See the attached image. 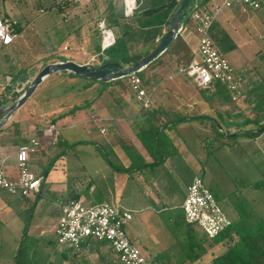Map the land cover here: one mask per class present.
<instances>
[{
	"label": "rangeland",
	"instance_id": "obj_1",
	"mask_svg": "<svg viewBox=\"0 0 264 264\" xmlns=\"http://www.w3.org/2000/svg\"><path fill=\"white\" fill-rule=\"evenodd\" d=\"M142 1L144 0H137V4H142ZM148 1L145 0L143 5H151V3L148 4ZM154 1L156 5L161 4L165 0ZM2 2L6 3L11 10L10 20L18 21L22 29V36L16 39L8 48L0 50V101L3 98H11L14 93L21 94L27 82L42 68V66L37 65L40 61L44 62L64 57L88 65H99L104 60V55L108 53L107 50L103 55L102 46L100 45V30L97 28L95 29L97 36L95 37L92 33L90 45L88 39H85L80 32L76 33L77 38H75L76 35L74 33L71 36H67L55 31L63 30L64 32L67 23L70 22L69 20H73L74 15L79 16V13H72L75 7L74 1L69 0L72 5H66L68 13L65 16H63L64 12L59 11V8L56 7L57 0H42L43 4L41 6L36 0H0V7L3 5ZM106 2L107 0H99L100 11H104ZM42 7L43 9H41ZM87 10L90 11L91 9ZM237 12L242 20L239 23L235 20L234 23L239 24L240 30L229 31L237 40L238 46L234 43L235 48L227 52L226 56L236 69L247 67L249 84L243 88L244 94L256 82L258 85L260 83L264 85V80L260 79V76L264 77V7L257 11L241 12L238 10ZM89 13L93 14V11ZM88 16L90 17L91 15L88 14ZM100 20H97V24ZM189 23L192 26L190 20ZM91 31L93 32V30ZM230 39L234 41L232 38ZM16 46L28 47L32 49L33 54H16V49H18ZM37 51L49 53L48 55L50 56H47L44 60L38 59L40 55H36ZM165 56H162L159 62ZM181 56L180 54L178 57L181 58ZM175 61L174 59V63L170 64L171 67L166 71L174 68ZM154 66L155 64H152L145 68L143 71L144 80L147 78L148 68H153ZM21 70L24 73L21 74L19 79H11ZM188 82L195 91L204 90L206 93L211 92L208 89L196 88L189 79ZM148 83L149 81H146L144 85L147 86ZM164 86H161L157 93ZM103 92V96H109L110 101L122 103V100L116 98L117 95L115 98H111V94L119 92L126 96V105L128 107H134L135 103L139 106L135 99L134 105L133 101L131 103L128 99L133 94L128 83V77L116 80L94 81L61 71L47 76L37 86L30 100L21 107L25 108V112L29 111L28 117L30 119L37 116L38 120H41L38 116L42 111L45 112L48 118H56L58 124L63 122L61 118L64 114L69 115L66 123L77 124L70 131L69 136L64 137L66 142L61 147L63 149L67 147L64 152L67 154L66 160H68L70 169L75 168V180H78L79 183L74 186L76 182L72 180V174L67 176L72 170L66 172L67 178L62 175L67 163L65 160H61L59 163L57 160L60 156L56 157L54 149L47 148V144L42 143L35 152L30 154L29 168L32 167L36 171H42L43 178L46 177V173L51 169L55 167L56 169H54V175L49 177L41 188L40 199H43L42 202H46L43 208L37 210L35 206L31 207L35 199L34 196L30 195L25 200L19 197L20 201L12 208L14 211L8 213L11 214L10 217L4 218L3 216L4 225L0 229V257L2 261H0V264H3L5 259L6 264L12 263L15 249L23 235V226L26 223L28 224V230L24 240L29 244L36 242L38 254L46 264H108V262L105 263V261L101 260L97 253L91 251L89 246H83V251L77 253L79 255H75L70 251L67 253V259H60V252H62L63 246L56 243L54 239V223L58 218V213L55 209L59 204L65 203L69 192L81 191L84 196V200H82L84 205H93V198L96 199L99 195L98 191L93 193V154L95 150L94 143H100L102 136L98 132L93 134L92 115L93 99L97 94ZM32 100L37 102L34 106L36 110L31 113L29 104L32 103ZM234 105L244 107V110L247 111L246 113L251 114L242 97L237 102H234ZM71 110L74 111L70 112ZM230 110L227 113L222 112L221 118H219L218 122L223 129L229 125L230 119L237 121V119L242 118L238 116L229 119L228 113H231L234 108ZM30 119L28 121L25 119V122L20 120L17 122L12 121L2 127L4 131L9 125L12 130L6 135L0 136V145L6 143L14 146L20 145L22 143V131L32 124L33 120ZM46 122L41 125H46ZM23 123H25V126L23 130H20L19 125ZM199 134L203 137L206 146L200 145L201 141L197 139L195 155L200 164L204 166V170H202L204 173L201 172L203 173L204 183L212 190L218 204L227 215L229 213L232 215L235 212L239 214L240 220L237 222L239 230L244 228L242 226H256L258 220L264 218V151L259 150L260 146H257L256 141L252 138L219 136L217 126L210 121H204V124L200 125ZM93 137L96 142H93ZM84 139H90L88 144L79 143L80 141H88ZM221 140H224L225 143H222ZM56 161L58 165L55 164ZM168 189L171 191L173 188L170 186ZM176 211H179V209ZM173 212L172 210L164 212V218ZM132 215L133 223L143 220L139 213H132ZM142 222L138 224L142 226ZM178 224L179 226L175 228L171 225H167V228L164 227L167 234L160 235V238L164 239L162 244H160V249L163 247L168 248L173 244L172 248L175 247L176 249L186 245L187 238L184 232L182 233L181 223ZM145 229L146 231L148 229L151 230L152 225L147 226ZM152 245L153 247H158L157 244ZM219 246L225 249L226 245L221 242ZM100 251L110 261L116 259L108 246H101ZM154 251L156 250H145L142 248L141 253L154 259Z\"/></svg>",
	"mask_w": 264,
	"mask_h": 264
},
{
	"label": "crops",
	"instance_id": "obj_2",
	"mask_svg": "<svg viewBox=\"0 0 264 264\" xmlns=\"http://www.w3.org/2000/svg\"><path fill=\"white\" fill-rule=\"evenodd\" d=\"M36 1L39 2L40 6L43 4L42 0ZM57 1L58 3L56 4V7L59 8V11L64 12L63 16H65L68 13L66 10V5H72V3H70L69 0L63 3H61L62 0ZM71 1H74V9H76H73L72 13H79V16L74 15L72 18L73 20H69L70 22L67 23L66 30H64V32L63 30L55 31L67 36H71L73 33L76 35V33L80 32V34H82L85 39H88L89 45L92 33L95 37L97 36L95 31L96 28L98 29L97 20H106V25L114 30L116 37L119 35L118 30L121 29L119 25L122 22L127 21L126 19L123 20V18L121 19L122 21H119L120 24L118 25H108L107 23V15L109 10L106 8L108 5L111 4L113 8L119 11L122 10L123 13V0H107L104 11H100L99 9V0ZM144 1H142L141 5H143ZM149 1L148 4L151 3V5H146L147 8L156 7L160 4L159 3L155 5L154 0ZM84 2L85 4L82 5ZM2 6L6 8L5 16L10 18L12 14L9 6L6 3H3ZM2 6L0 7V12ZM88 7L91 9L90 11L87 10L89 9ZM263 7L264 5L261 8ZM41 9H43V7ZM238 10L244 12L238 6L223 10L213 23L215 26L225 30L230 38L234 40L233 43L236 45L237 40H235V37L229 30H240L239 24L234 23L235 20H237L238 23L240 20H242L240 18V14L237 12ZM91 11H93V14L89 13ZM43 12L45 11L43 10ZM166 13L167 12H162L163 20L168 17H166ZM88 14L91 16L89 17ZM159 16L160 14L153 16V24L155 26H157L156 19H158ZM160 24L164 31L167 30L164 22L159 23V25ZM185 24V22H181V28L178 35L180 36V41H184L186 47L192 53L197 44L194 24L193 22L192 26L190 23H187L186 25ZM91 30H93V32ZM75 38H77V35ZM16 48H18L16 49V54H33L32 49L28 47L27 49L21 46H16ZM38 54L40 55L38 56V59L41 60H44L47 56H50L48 55L49 53L47 54L37 51L36 55ZM177 56H180V54ZM62 59L70 60L60 57L54 60H48L44 62L40 61L37 65L43 67L46 64ZM174 59V54H166V56L162 58L161 62H157L153 68H148L147 77L150 79L149 83L147 84V88L152 91V100L151 105L147 108H140L136 105V103L134 107H128L126 105V96L119 92L111 94V98H115L117 95L116 98L122 100V103L110 101L109 96H105V98L103 96L104 92L97 94L93 99V134L98 132L102 136L100 143H94L93 193L98 191L99 195L96 197V199L93 198V204L107 201L122 208H126L131 211V213L141 214V219H143L141 221H143V225L141 226L138 224L141 221L133 223L131 219L126 225V231L130 240L141 251L142 248L145 250H156L154 251L153 255L155 261L157 260L162 264H208L214 255H217L224 250L219 246V244L207 249L205 253H203L194 261H190V256L192 257L193 253L188 252V257L187 243H185L186 245L183 247H179V249H176L175 247L172 248L174 244L170 246L171 248L163 247L160 249V244H162L164 240L160 238V235L162 236L163 234H167L165 231L167 225H171L173 228H175L179 226L178 223H181L182 233L184 232L185 234L188 225L184 221L181 204L186 195V187L196 174L204 173L202 171L204 170V166L200 164L195 155L197 139H200V145L204 147L206 146L203 137L201 134H199V127L200 125L204 124V121H210L213 123V125L219 124L218 121L219 118H221L222 112H229V110L234 108L235 105L224 102L223 99H220L216 93H213L214 91L209 93L204 92V90L195 91L188 82V79L191 81L192 79L175 73V67L177 66L176 64L172 70L166 71L169 67H171L170 64L174 63ZM75 62L85 64L79 61ZM260 79L264 80V77L260 76ZM163 85H165L164 88L157 93V90ZM193 85L195 86L194 83ZM32 94L26 103L30 100ZM128 99L131 103L133 101L134 105L133 94ZM36 102V100H32V103L29 104V106L32 107L29 108L31 113L36 110L34 107ZM24 109L20 108L14 112L4 126H6L9 122L11 123L12 121H28L30 119L28 117L29 111L25 112ZM240 109H244V107L238 106V108L234 111L235 114L229 117L235 118L237 112ZM231 113H228V115ZM68 116V114L63 115L61 118L63 122H60V125L56 120L53 122L59 126L60 130L57 140L60 139L63 143L66 142V138L64 139V137H68L70 131L77 125L75 123H66L68 121ZM38 117L41 118V120H38L37 116L35 118L32 117L33 119H30L33 120L32 124H30L27 128H24L25 123H23L24 125H19L20 130H23L24 128V131H22L21 134L22 143L26 141L27 137L36 127L41 126L43 122L51 121L53 119L48 118L45 112L42 111ZM239 120L240 119H237V121H233L232 119L229 120V125L225 127V129L229 130L230 132L228 136H226L227 138H231L233 132L240 128L234 125V123L238 122ZM7 127L4 131L0 130V136L6 135L12 130L9 125ZM245 128L247 129L249 126H246ZM102 129H104L103 132ZM154 129L156 131H154ZM39 135L41 144L43 143L48 145V142L52 141L53 139V134L48 132H40ZM239 137L246 139L250 138L241 135ZM263 137L264 132L258 135L256 138H252L254 141H256L257 146H260V151H264ZM84 140L89 141L90 139ZM224 140H221V142L225 143L226 140ZM93 142H96L94 137ZM16 148L17 146L10 145L8 143L0 145V156H9L6 161V172L9 174V176L16 175L14 160V152ZM102 152L106 154L108 160L104 158ZM162 158L163 161H161ZM66 159L67 154L63 153L57 160L59 163L61 160H65L67 163V166L64 169V174L62 173V175H65L67 178V176L72 174V180L76 182L74 183V186H76L79 182L78 180H75V168L70 169L68 160ZM155 162L156 164L150 165ZM54 169H56V167L47 172L46 177L43 178L42 171H36L32 167L30 168L33 174L41 178L39 192L36 196H34L39 197L38 201L35 203V209L37 210L43 208L44 203H46L42 202L43 199H40L42 194L41 188L43 187V183H46L49 177L54 175ZM69 170L72 171L66 176V172H70ZM170 186L173 188L171 191L168 189ZM2 196L3 194L0 192V219L4 222L2 219L3 216L4 218L10 217L11 214L8 213H12L14 211L12 208L17 202L20 201V198L16 199L11 197L9 198L11 202L7 203ZM74 196H77L76 199L84 200L82 192L77 190L76 192H69L68 199L65 202L69 201L70 199H74ZM60 207L61 204H59L55 209L58 213V218L60 215ZM178 209L179 211H176ZM170 210L174 212L170 213L166 218H164V212ZM229 216H231L230 218L234 223H237L240 220V216L237 212L233 213L232 215L229 213ZM58 218L54 223V227L58 221ZM150 225H152V229H148V231H146L145 228ZM194 230L197 235H202L201 232H198V228H195ZM151 243L157 244L158 247H153ZM82 251L83 250L75 253L74 251L72 252L75 255H79L77 253ZM61 256L62 253L60 252V257ZM5 260H3V264H6Z\"/></svg>",
	"mask_w": 264,
	"mask_h": 264
},
{
	"label": "built area",
	"instance_id": "obj_3",
	"mask_svg": "<svg viewBox=\"0 0 264 264\" xmlns=\"http://www.w3.org/2000/svg\"><path fill=\"white\" fill-rule=\"evenodd\" d=\"M132 1V2H131ZM264 0H191L185 17L194 24L197 37L196 48L185 64L175 67V73L192 79L198 89L215 91L217 84L224 86L230 100L237 102L243 95V88L249 84L247 67L236 69L214 43L210 28L219 14L235 6L243 11L258 10ZM137 0H123V13L130 17L136 10ZM6 8L0 12V50L8 48L22 36L14 30L17 20L5 16ZM100 45L102 50L112 46L116 36L104 19L98 22ZM93 60V58H91ZM128 83L139 107L151 105V92L144 85L143 79L133 74ZM104 129H102V132ZM40 132L53 134L52 142L59 136V127L52 121L36 127L26 141L17 146L14 152L16 175L6 172L9 156H0V191L9 195L27 198L39 192L41 178L29 168L30 154L41 145ZM185 223L200 230L212 238L232 224V219L218 204L213 192L204 183L202 174H196L186 187V195L181 204ZM132 219V213L126 208L102 201L93 205H84L81 199H71L60 207V215L54 227L55 241L78 252L83 246H90L92 241L104 242L121 264H162L146 257L130 240L126 225Z\"/></svg>",
	"mask_w": 264,
	"mask_h": 264
},
{
	"label": "trees",
	"instance_id": "obj_4",
	"mask_svg": "<svg viewBox=\"0 0 264 264\" xmlns=\"http://www.w3.org/2000/svg\"><path fill=\"white\" fill-rule=\"evenodd\" d=\"M67 2V0H62L61 3ZM182 0H166L164 3L159 4L156 7H146V5L138 4L136 10L130 17L123 16L122 10H117L108 5L106 8L109 10L107 15V23L108 25L120 24L119 21L121 19L127 20L122 22L118 30L119 35L116 37L115 42L112 46L103 50V55L105 51L108 50V53L104 55V60L100 64H104L107 61H118L119 63H125L128 66L133 65L135 62L146 56L150 53L159 43L162 36L165 34L166 30H163V27L159 23H163L168 28L170 19ZM162 12H167L166 17L163 20ZM158 19H156V25L153 24V16L158 15ZM106 21V20H105ZM122 21V20H121ZM182 22L186 24L189 22V19L184 17ZM185 24V25H186ZM109 27V26H108ZM14 30L17 32H21V27L19 24L14 26ZM210 35L216 44V46L222 52H229L235 48V44L230 39V36L222 30L220 27L212 24L210 28ZM166 54H174L175 55V64H185L189 61L191 52L186 47L184 41H180V36L177 35L175 41L167 48V50L156 60H154L150 65L156 64L159 62L160 58ZM181 54V58L177 55ZM99 64V65H100ZM92 65V66H99ZM145 70V69H144ZM137 72L140 78L143 79V82L149 81L150 78H146L144 80L143 71ZM24 71H19L16 76L11 79L17 80L23 74ZM73 75V74H71ZM257 83V82H256ZM253 87L248 88L246 92L241 96L243 100L246 102L247 107H249V111L251 114H247L244 109H240L236 117L241 116L242 118L235 122L234 125L240 127L238 130L233 132L232 137L234 136H247L250 138H256L258 135L264 132V85L256 84ZM216 93L220 99H223L224 102L233 103L230 100L228 93L224 86L217 84L216 90L213 92ZM20 94L14 93V95L7 99L3 98L0 101V107L4 105L11 104ZM238 106H234V110L229 116H233L235 114V110ZM71 110L70 112H73ZM2 115H0L1 117ZM228 116V117H229ZM230 118V117H229ZM56 118H53L51 121L54 122ZM217 126V133L219 136L226 137L230 133L229 130L223 129L220 124H215ZM250 125H252L250 127ZM249 126V128H245ZM245 128V129H244ZM0 130H3L0 129ZM154 131H156L154 129ZM89 141H80L79 143H88ZM63 142L58 139L56 142L49 141L47 148L54 149V155L56 157L61 156L66 151V148H62ZM53 151V150H52ZM105 159L107 156L103 153ZM55 157V158H56ZM108 160V159H107ZM163 161V158L161 159ZM152 163L150 165H154ZM148 165V164H145ZM3 194V199L10 203L9 198H19L16 196H12L7 194L4 191H0ZM8 195V196H6ZM76 199L77 196H74ZM23 200L27 198H22ZM38 197H35L33 203L31 205L35 206ZM71 200V199H70ZM187 224V223H186ZM3 221L0 219V229L3 226ZM187 230L185 235L187 237V255L189 257V253H193V256H190V261H194L199 258L203 253L206 252L207 249H210L221 242L225 243V249L217 255H214L208 264H264V218L258 220L257 225L254 227H244L239 230L238 224L232 222V224L226 228L223 232L218 235L208 238L207 236L202 235L199 236L195 232L194 226L187 224ZM28 224H24L22 233L23 235L20 238L19 243L14 252V256L11 264H46L43 262L38 254V247L36 242L26 243L24 237L27 235ZM208 242V243H206ZM57 243V242H56ZM101 246H106L104 242L92 241L90 244V250L97 253L99 258L103 261L108 262V264H121L118 259H112L110 261L109 258L106 257L105 254H102L100 251ZM197 249V251H196ZM111 250V249H110ZM72 252L71 248L62 247V256L60 259H66L67 253ZM75 253V252H74ZM41 260V262H40Z\"/></svg>",
	"mask_w": 264,
	"mask_h": 264
},
{
	"label": "water",
	"instance_id": "obj_5",
	"mask_svg": "<svg viewBox=\"0 0 264 264\" xmlns=\"http://www.w3.org/2000/svg\"><path fill=\"white\" fill-rule=\"evenodd\" d=\"M191 0H182L170 19L169 26L158 45L146 56L128 66L118 61H107L99 66L80 64L73 60H59L44 65L33 78L27 82L23 92L11 103L0 107V129L8 122L15 111L20 109L29 99L35 88L49 75L56 72H67L94 81L116 80L129 77L144 70L159 58L174 42L180 32V24L185 17L186 9Z\"/></svg>",
	"mask_w": 264,
	"mask_h": 264
},
{
	"label": "bare ground",
	"instance_id": "obj_6",
	"mask_svg": "<svg viewBox=\"0 0 264 264\" xmlns=\"http://www.w3.org/2000/svg\"><path fill=\"white\" fill-rule=\"evenodd\" d=\"M132 2V1H131Z\"/></svg>",
	"mask_w": 264,
	"mask_h": 264
}]
</instances>
